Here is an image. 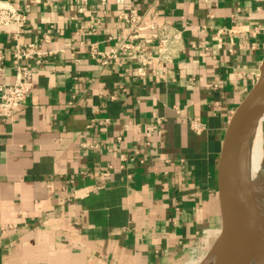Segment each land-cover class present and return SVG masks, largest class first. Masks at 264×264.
<instances>
[{
  "label": "crops",
  "instance_id": "obj_1",
  "mask_svg": "<svg viewBox=\"0 0 264 264\" xmlns=\"http://www.w3.org/2000/svg\"><path fill=\"white\" fill-rule=\"evenodd\" d=\"M16 1L28 4L22 42L54 26L46 47L57 52L16 120L0 122V264H178L208 247L225 129L264 57V0ZM133 8L182 30L172 78L91 58L89 42L114 46ZM11 45L0 28L8 56Z\"/></svg>",
  "mask_w": 264,
  "mask_h": 264
},
{
  "label": "built area",
  "instance_id": "obj_2",
  "mask_svg": "<svg viewBox=\"0 0 264 264\" xmlns=\"http://www.w3.org/2000/svg\"><path fill=\"white\" fill-rule=\"evenodd\" d=\"M122 2V0H117ZM28 4L22 5L18 1L0 0V28L11 38L10 56L0 48V71L7 68L14 70L15 78L12 82H0V122H13L19 114L20 106L34 88V74L45 62L46 58L57 50L47 48L52 41L54 26L44 31L36 42L23 43L21 38L24 23L27 18L24 11ZM85 6H79L78 12L84 13ZM95 9L91 10L94 15ZM118 17L124 21L128 30L121 34L109 36L116 44L107 50H101L98 43L89 42L90 56L104 67H125L129 62H135V71L139 77L147 75L150 67H155V75L163 79L172 78L171 64L183 50L182 30L158 21L145 18L133 8L121 11ZM93 18V17H92ZM92 30L96 28L92 25ZM127 62V63H126ZM129 71V68H126ZM195 79L193 78L191 82ZM217 86V84H214ZM113 98L115 94L112 95ZM152 126L162 124L164 117L154 115ZM93 126L97 121L93 119ZM100 123L109 122V119ZM98 122V123H99ZM190 127L196 133H201L205 126L201 122L190 119ZM83 146L98 147V142L87 140ZM104 174H107L105 172Z\"/></svg>",
  "mask_w": 264,
  "mask_h": 264
},
{
  "label": "water",
  "instance_id": "obj_3",
  "mask_svg": "<svg viewBox=\"0 0 264 264\" xmlns=\"http://www.w3.org/2000/svg\"><path fill=\"white\" fill-rule=\"evenodd\" d=\"M263 114L264 57L256 82L233 111L225 129L217 176L220 227L216 235L207 233L208 254L216 247L218 264H242L245 246L255 244L264 249V224L245 187L248 142Z\"/></svg>",
  "mask_w": 264,
  "mask_h": 264
},
{
  "label": "bare ground",
  "instance_id": "obj_4",
  "mask_svg": "<svg viewBox=\"0 0 264 264\" xmlns=\"http://www.w3.org/2000/svg\"><path fill=\"white\" fill-rule=\"evenodd\" d=\"M259 120L260 118L254 124L248 142L245 165V187L247 191L250 192L255 212H257V215H260L261 221L264 224V166L262 159L255 154V129ZM215 248L216 247L206 256L203 252V254L199 256L197 264H208L210 258L212 259L211 264H218L219 254L218 249ZM193 250L197 251L195 248ZM255 250V246L254 249H250L246 246L244 247L242 251V264H264V249H259V252Z\"/></svg>",
  "mask_w": 264,
  "mask_h": 264
},
{
  "label": "rangeland",
  "instance_id": "obj_5",
  "mask_svg": "<svg viewBox=\"0 0 264 264\" xmlns=\"http://www.w3.org/2000/svg\"><path fill=\"white\" fill-rule=\"evenodd\" d=\"M255 140H256L255 154L258 155V157L262 159L263 166H264V114L260 117L259 123H257L256 125ZM205 237H206V240H208V236H205ZM254 245H251L249 248L254 249ZM195 249L197 251H194L192 249L190 256L189 255L184 256L182 259H180V262H178V264H197L199 256H201L203 252L205 253V256H206L209 250L208 247H205L202 249H200L199 247H195ZM255 249H256L255 251L259 252V249L258 247H256V245H255ZM211 262H212V259L210 258V260L208 261V264H211Z\"/></svg>",
  "mask_w": 264,
  "mask_h": 264
}]
</instances>
